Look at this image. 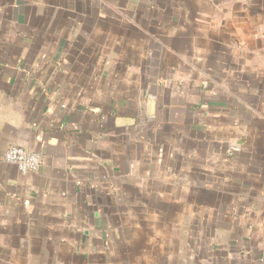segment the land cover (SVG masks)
Here are the masks:
<instances>
[{"label": "crops", "instance_id": "0c3cea01", "mask_svg": "<svg viewBox=\"0 0 264 264\" xmlns=\"http://www.w3.org/2000/svg\"><path fill=\"white\" fill-rule=\"evenodd\" d=\"M0 264H264V0H0Z\"/></svg>", "mask_w": 264, "mask_h": 264}, {"label": "built area", "instance_id": "2783aa9c", "mask_svg": "<svg viewBox=\"0 0 264 264\" xmlns=\"http://www.w3.org/2000/svg\"><path fill=\"white\" fill-rule=\"evenodd\" d=\"M42 154L20 145H11L4 152V160L18 167L23 174L36 172L42 164Z\"/></svg>", "mask_w": 264, "mask_h": 264}]
</instances>
